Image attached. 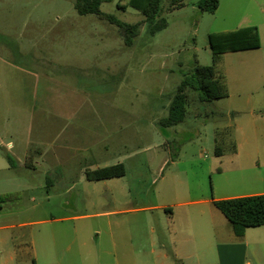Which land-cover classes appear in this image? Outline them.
Returning <instances> with one entry per match:
<instances>
[{
	"label": "rangeland",
	"instance_id": "obj_1",
	"mask_svg": "<svg viewBox=\"0 0 264 264\" xmlns=\"http://www.w3.org/2000/svg\"><path fill=\"white\" fill-rule=\"evenodd\" d=\"M180 1L181 7L163 12L150 22L141 10L150 0L102 3L100 8L105 14L129 24L143 23L139 36L127 47L115 25L92 14L79 15L74 0H0V82L7 79L12 86L21 85L25 96V100L10 104L11 110L1 101L0 112L9 111L14 129L22 130L28 123L26 109L31 107L35 139L28 151L34 162L42 164L26 177L32 185H40L43 193L48 192L54 179L47 175L44 157L36 152L38 148L46 152L47 136L36 133L54 128L59 114L66 117L65 125L75 128L78 123L85 128L88 138L76 148L85 156L88 171L116 164L125 168L122 177L87 182L85 195L82 188L72 193L75 197L71 205L80 206L86 215L81 221L54 225L81 223L87 228L91 245L100 239V261L96 262L93 255L88 257L93 261L88 264H135L137 254L140 260L161 264L159 248L143 241L148 239L152 226L167 244L166 264L194 262L187 254L176 258L173 234L164 236L161 230L165 221L167 225L171 222V213L206 209L207 205L196 201L212 198L215 188L218 194L219 186H227L224 177L230 173L221 171L237 167L233 164L242 161L247 170L257 161L264 174V74L258 69L244 71L240 53L226 52L216 65L231 97L201 103L196 92H189L185 120L170 128L161 125L185 75L197 65L213 64L212 44L216 45L218 35L244 25L224 22L218 15L201 11L198 0ZM161 6H168V0H162ZM162 22L167 26L153 34L152 28ZM8 68L22 71L8 74ZM36 80V89L26 87V82ZM247 99L249 105L245 104ZM250 111L256 115L257 135L248 129ZM242 137L256 148L244 147L238 151V160L234 156L235 143ZM71 153L76 156L79 152L77 149ZM2 155L8 154L3 150ZM231 179L235 186L243 184L237 178ZM35 197V202L27 205L42 201L40 193ZM64 201L52 198L44 206L60 216L67 213ZM183 202L190 203L177 206ZM122 208L134 210L129 226H134L142 238V247L136 246L134 251L129 248L128 252L125 249L129 262L126 258L122 262V254L118 261L105 253L109 250L110 227L117 221L119 226H127L126 216L112 215V211ZM27 221L19 218L17 223ZM96 230L101 232L99 236ZM205 257L209 264H217L216 258L208 254Z\"/></svg>",
	"mask_w": 264,
	"mask_h": 264
},
{
	"label": "crops",
	"instance_id": "obj_2",
	"mask_svg": "<svg viewBox=\"0 0 264 264\" xmlns=\"http://www.w3.org/2000/svg\"><path fill=\"white\" fill-rule=\"evenodd\" d=\"M214 15H218L224 22L244 24L234 29L224 30L225 32L247 27L257 29L261 37L259 48L229 53H240V62L244 71L258 69L261 74H264V46L261 36L264 35V30H261V26L264 27V0H219V7ZM5 71L13 74L15 71L22 70L8 68ZM28 85L36 89L38 81L29 84L26 82V87ZM21 87L17 84L12 86L7 79L0 82V102L6 103L9 110H11L10 104L25 100ZM228 97H231L229 89ZM250 103L249 99L245 102L246 105ZM249 114L250 128L248 129L257 135L259 128L256 115L254 111H250ZM25 116L28 122L26 129L15 130L10 112L7 111L4 114L0 112V264H88L93 262L88 261V257L90 256L91 259L93 255L96 262L100 261L102 252L100 248L103 245L100 239L95 246L91 245L87 240V228L84 224L54 226L81 221L86 215L81 213L80 206L74 208L71 205L70 201L75 197L72 193H78L82 188V193L85 195L87 182H99L87 180L86 158L81 155L80 148H76V146H82L88 138L83 130L85 128L78 123H76L78 127L75 128L65 125L66 117L59 114L55 117L58 120L53 123L54 128L42 133L37 131V135L46 134L48 147L46 152H43L41 148H38L36 152L44 157L43 164H46L48 168L47 175H51L54 179L48 192L43 193L40 185H32L26 177V174H30L31 170L36 171L37 166L42 164L34 162L32 153L28 151L31 150L33 139H35L32 125L34 113L31 107L26 109ZM20 133H22L21 139ZM235 147L234 156L240 160L238 151H242L244 147L247 150H253L256 144L242 137L238 143H235ZM77 149L79 153L74 156L71 151L74 152ZM3 150L7 152V156L2 155ZM48 154L50 157H47ZM9 156L13 163L8 160ZM233 165L237 167L221 171L222 174L227 171L231 175L224 177L227 186H219L218 194L215 188L212 198L196 201L207 205L206 209L190 208L176 215L170 212L169 225L166 224L167 219L162 218L165 221V226L161 229L165 231L164 236L166 233L173 234L171 243L175 247L176 258L187 254L194 260V262L189 261V264H209L205 257L208 254L209 257L216 258L217 264H264V226L248 228L242 236H237L230 222L214 205L216 201L264 195V174L257 161H254L247 170L245 169L246 171L243 169L242 161L241 164L239 162ZM232 177L241 180L243 184L235 186ZM108 180L110 179L101 181ZM57 190L59 192H56ZM37 193L41 194L42 201L31 206L27 205V202H35ZM52 198L65 200L63 208L67 213L55 216L50 206H44L46 202L50 203ZM188 203L190 202L178 203L177 206L182 207ZM133 213L134 210L126 208L112 211L114 217L126 216L127 223V226H119L117 221L116 226L110 227L109 250L105 253L112 254L115 260L119 261L118 255L122 254V262L124 258L128 261L130 257L125 256V249L128 252L129 248L134 251V247H142V238L137 236L134 226H129L132 222L129 216ZM19 218L28 221L17 223ZM95 232L98 236L101 234L99 230ZM147 238L143 241H146L148 246L159 248L161 264H166L169 255L166 251L167 244L160 239L161 232L156 233V229L152 226ZM152 252L156 250L152 249ZM135 258V264H151L148 259L140 260L139 254Z\"/></svg>",
	"mask_w": 264,
	"mask_h": 264
},
{
	"label": "trees",
	"instance_id": "obj_3",
	"mask_svg": "<svg viewBox=\"0 0 264 264\" xmlns=\"http://www.w3.org/2000/svg\"><path fill=\"white\" fill-rule=\"evenodd\" d=\"M112 0H74V8L79 15L92 14L99 19L109 22L118 28V32L127 47H131L135 38L140 34L142 22L133 24L118 20L113 15L101 11V4ZM162 0H150L144 7L142 14L146 22L152 21L163 12H170L182 6L180 0H168V6H161ZM198 8L203 12L214 14L219 7V0H198ZM167 24L156 25L152 33L166 27ZM213 55V64L210 66L197 65L193 71L185 75L178 86L170 107L169 115L162 120L161 125L170 128L182 123L187 115L189 106V92L197 93V100L201 103H210L228 97V89L222 78L219 77L216 65L226 52H237L260 47V37L254 27L242 28L227 34H219ZM8 160L13 163L9 156ZM125 175L122 164H116L105 168H99L86 173L88 181H101L119 178ZM215 207L226 217L232 225L234 233L242 236L246 229L264 226V195L240 197L214 202Z\"/></svg>",
	"mask_w": 264,
	"mask_h": 264
}]
</instances>
